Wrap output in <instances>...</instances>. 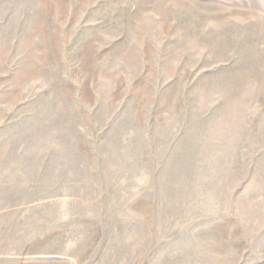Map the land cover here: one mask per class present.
<instances>
[{"label":"rangeland","instance_id":"1","mask_svg":"<svg viewBox=\"0 0 264 264\" xmlns=\"http://www.w3.org/2000/svg\"><path fill=\"white\" fill-rule=\"evenodd\" d=\"M0 264H264V0H0Z\"/></svg>","mask_w":264,"mask_h":264}]
</instances>
